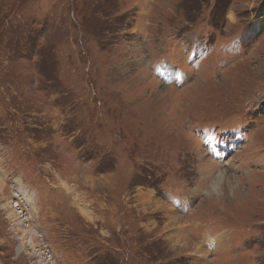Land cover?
<instances>
[{
    "label": "rangeland",
    "instance_id": "1",
    "mask_svg": "<svg viewBox=\"0 0 264 264\" xmlns=\"http://www.w3.org/2000/svg\"><path fill=\"white\" fill-rule=\"evenodd\" d=\"M0 264H264V0H0Z\"/></svg>",
    "mask_w": 264,
    "mask_h": 264
},
{
    "label": "bare ground",
    "instance_id": "2",
    "mask_svg": "<svg viewBox=\"0 0 264 264\" xmlns=\"http://www.w3.org/2000/svg\"><path fill=\"white\" fill-rule=\"evenodd\" d=\"M223 178H224V177H223ZM220 179H222V177H221ZM217 189H218V183H216V184L213 185V190H214L215 192L217 191Z\"/></svg>",
    "mask_w": 264,
    "mask_h": 264
},
{
    "label": "built area",
    "instance_id": "3",
    "mask_svg": "<svg viewBox=\"0 0 264 264\" xmlns=\"http://www.w3.org/2000/svg\"><path fill=\"white\" fill-rule=\"evenodd\" d=\"M21 211V210H20Z\"/></svg>",
    "mask_w": 264,
    "mask_h": 264
}]
</instances>
